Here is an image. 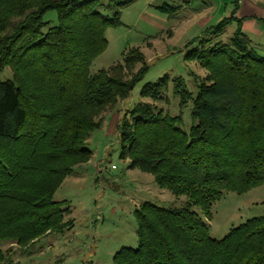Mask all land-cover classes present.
<instances>
[{
  "label": "trees",
  "instance_id": "16d2710c",
  "mask_svg": "<svg viewBox=\"0 0 264 264\" xmlns=\"http://www.w3.org/2000/svg\"><path fill=\"white\" fill-rule=\"evenodd\" d=\"M127 3L0 0V72L7 66L13 72V79H0V240L26 247L72 226L65 201L54 194L91 159L86 141L101 127L102 114L127 99L148 69L135 46L122 61L91 73L108 47L106 30L121 25ZM172 6L159 9L171 16L179 8ZM236 9L186 45L184 60L208 72L197 96L182 77L172 79L181 104L193 101L188 131L180 114L152 102L139 103L118 124L120 156L129 167L152 173L161 188L187 201L182 207L140 204L138 246L121 247L113 264H264V216L214 238L193 209L210 220L224 192L242 194L264 183V56L251 47ZM48 11H55V24L44 20ZM232 23L237 27L228 43L206 37ZM170 81L163 75L141 95L162 100ZM6 255L0 248V263Z\"/></svg>",
  "mask_w": 264,
  "mask_h": 264
},
{
  "label": "rangeland",
  "instance_id": "374dc122",
  "mask_svg": "<svg viewBox=\"0 0 264 264\" xmlns=\"http://www.w3.org/2000/svg\"><path fill=\"white\" fill-rule=\"evenodd\" d=\"M124 1L128 3L120 8L122 23L106 30L108 47L93 61L91 73L122 61L125 53L135 46L145 54L148 69L127 99L102 114L101 127L86 141L92 151L91 159L74 168L54 194L55 200L65 201L69 209L65 221L72 222V226L62 233H49L26 247L0 240V248L7 254L0 264H113L114 254L121 247L136 248V208L145 201L163 207H182L187 196L161 188L152 173L130 168L129 159L120 156L118 124L124 114L141 102H152L163 112L180 114L181 126L188 131L193 123V101L189 98L185 105L181 104V98L174 94L172 79L182 77L192 97L197 96L198 85L205 81L208 72L198 62L184 60L186 45L205 28L229 16L235 6L236 16L244 18L242 29L251 47L264 56V0ZM166 2L175 6V10L177 6L180 8L172 17L159 9ZM44 20L55 24V11L45 13ZM253 25L261 33L253 31ZM236 27L232 23L223 32L206 37L228 43ZM166 74L171 81L162 100L153 101L141 95L145 84L157 82ZM0 79H13L9 66L0 72ZM193 209L209 224L211 236L222 238L230 228L247 219L264 216V183L242 194L224 192L214 202L210 220L196 205Z\"/></svg>",
  "mask_w": 264,
  "mask_h": 264
},
{
  "label": "crops",
  "instance_id": "0c3cea01",
  "mask_svg": "<svg viewBox=\"0 0 264 264\" xmlns=\"http://www.w3.org/2000/svg\"><path fill=\"white\" fill-rule=\"evenodd\" d=\"M238 17V16H237ZM240 18H243V16H239ZM244 26V21H243V23H242V27ZM252 29V28H251ZM253 31L254 30H256L258 33H261V31H260V29H255L254 28V25H253V29H252Z\"/></svg>",
  "mask_w": 264,
  "mask_h": 264
},
{
  "label": "built area",
  "instance_id": "2783aa9c",
  "mask_svg": "<svg viewBox=\"0 0 264 264\" xmlns=\"http://www.w3.org/2000/svg\"><path fill=\"white\" fill-rule=\"evenodd\" d=\"M115 166V165H114ZM114 166H113V168H114Z\"/></svg>",
  "mask_w": 264,
  "mask_h": 264
}]
</instances>
